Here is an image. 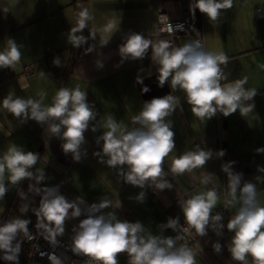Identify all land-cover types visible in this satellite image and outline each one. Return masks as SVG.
I'll return each instance as SVG.
<instances>
[{
	"label": "crops",
	"instance_id": "0c3cea01",
	"mask_svg": "<svg viewBox=\"0 0 264 264\" xmlns=\"http://www.w3.org/2000/svg\"><path fill=\"white\" fill-rule=\"evenodd\" d=\"M28 5L32 10L23 2L20 6L16 0H8L0 5V11L4 12V15H0V51L4 50L8 39H13L21 51L19 62L11 68L0 69V101L11 93L23 99H42V105L47 107L52 104L60 88L79 87L87 93V101L94 105L98 115L89 122V130L84 133L85 142L80 146V162L77 163L73 161L72 153H63V141L51 134L45 123L15 118L0 109V157L12 146L38 153L41 158L32 171L34 175H38L39 171L45 175L40 184H36L33 179L26 180L25 185V180L12 185L8 183L5 173V184L9 190L0 200V217L9 208L13 210L8 214L10 220L20 216L19 209L27 204L29 211L22 218L30 219V224H36L33 209L39 206L40 196L29 190V184L39 188L59 186V194L68 201L77 198L84 201L79 205L82 213L86 214L89 205L99 203L106 197L112 202V207L105 209V214L115 212L122 221H139L146 234L170 236L173 230H162L160 226L169 218L176 217H179L180 224L183 223L179 207L183 200L200 192L222 188L220 157L217 155L221 149L229 153V162H235L230 171L234 175L242 174L241 186L246 182L256 185L257 201L264 207V172L258 171V168H264V153L256 151L264 148V0H233V7L221 10L220 17L214 22L199 12L204 50L224 52L229 58L227 65L221 66L227 76V80L221 83L247 77L244 87L255 89L257 95L245 103H252L255 107L243 118L239 111L228 117L217 112L210 120L201 121L192 115L183 90L179 87L172 90L166 82L169 94L178 98L183 110L178 107L167 117L173 126L175 149L165 158L162 167L166 175L162 179L172 183L173 189L163 191L147 183L143 189L124 184L122 176L117 174L118 169L98 163L93 153L102 147V142L98 145L96 140L107 131L104 124L109 117L121 123L126 131L139 127L133 118L142 111L144 101L137 89V76L143 79L157 72L159 67L144 68L139 60H125L122 63L118 47L137 29H151L160 12L166 13L171 20L181 18V0H32ZM92 8L100 10L107 20L116 23L115 34L95 31L90 20L82 34L88 37L90 30L95 31L96 39H89L81 48H73L67 42V34L75 26L79 13L87 9L92 16ZM256 8L261 9L260 15L254 12ZM141 31L144 30L136 34ZM105 36H111V40L102 46ZM189 42H192L189 38H179L173 47H182ZM89 46L93 47V51L86 54L85 50ZM56 57L61 61L60 66L53 65ZM98 62L103 64L102 68L97 67ZM25 66H32L33 72L24 74ZM5 72L12 76L3 79ZM92 128L96 131L93 132ZM196 146L212 152L205 166L182 175L172 174L169 171L172 159L194 150ZM201 174H213L211 182L202 184ZM224 180L228 184L226 174ZM141 191L145 193L143 202L136 199ZM21 193L26 197L23 200L20 199ZM217 194L216 208L230 199L228 190L225 196L220 191ZM120 203L121 207L117 208L116 205ZM238 207L239 204L228 206L232 210ZM85 218L86 215H82L71 219L69 225L77 227ZM74 229L67 235L64 231L62 237H68L66 240L72 242L69 237H74ZM218 237L192 247L196 264H227L220 260L209 263L200 254L209 248L220 258L222 251L216 253L213 244L226 241L224 246L228 249L231 238ZM119 256L129 260L128 256ZM208 256L211 257L210 254ZM247 259L248 264H253L250 256Z\"/></svg>",
	"mask_w": 264,
	"mask_h": 264
},
{
	"label": "clouds",
	"instance_id": "9594fccd",
	"mask_svg": "<svg viewBox=\"0 0 264 264\" xmlns=\"http://www.w3.org/2000/svg\"><path fill=\"white\" fill-rule=\"evenodd\" d=\"M232 7L233 0H192L190 12L194 16L198 10L214 22L220 17L221 10ZM91 19L93 17L87 9L79 13L75 26L67 34V42L73 48H81L89 39H96L95 31L90 30L88 37L82 34ZM116 28V23L109 21L100 31L114 35ZM180 30H183V26H180ZM169 31H172L171 26ZM110 40L111 36H105L102 46H106ZM150 48L151 60L159 65L158 86L163 88L167 82L172 90L177 87L183 90L194 117L203 121L210 120L217 112L228 117L239 111L243 118L245 114L253 111L255 105L245 102L252 101L257 92L255 89L244 87L247 77L221 83L227 80L221 66L227 65L229 60L224 52H207L200 40L186 43L182 47H173L166 40L153 42L142 34L132 33L118 47L121 62L142 60ZM91 51L92 46L85 50L86 54ZM20 59V46L13 39H8L6 47L0 51V69L11 68ZM53 65H61L59 57L53 59ZM97 67L102 68L103 64L98 62ZM136 83L143 84L139 75ZM141 91L147 93L149 88L145 86ZM178 107L183 110L178 98L172 94L145 102L142 111L133 118V122L139 127L131 131H126L121 123L109 117L104 124L107 131L96 140L98 145L102 142L100 151L93 153L98 158V163L118 169L117 174L122 176L124 184L143 189L147 183L160 191L172 190V183L162 179L166 175L162 165L165 158L175 149L173 126L167 117ZM0 109L6 110L15 118L33 120L38 124L49 120L58 121L50 124L48 131L63 141V153H72L73 161L77 163L80 162V146L85 142L84 133L89 130V122L98 115L94 105L88 103L87 93L79 87L60 88L52 104L47 107L42 105V99H23L9 93L0 101ZM91 130L96 131L95 128ZM256 151L264 153V148ZM217 155L223 157L225 152L222 150ZM211 156L210 150L205 151L196 146L194 150L173 158L169 171L174 175H182L202 169ZM40 158L38 153L24 151L19 146L10 147L6 154L0 157V200L4 199L9 190L5 184V173L8 183L12 185L23 180L35 179L36 184L44 181L43 171L38 170V175H34L32 171ZM234 163L229 162L221 169L227 176L230 197L225 201V205L239 204L238 212L226 225L227 230L233 233L228 251L231 259L237 264H248L249 256L253 264H264V207L257 201L256 185L246 182L241 186L242 174L234 175L230 171ZM258 171L264 172V168H258ZM212 175L201 174V183L209 184ZM256 179L260 181L259 177ZM28 187L40 196L39 206L33 209L36 217V235L29 231L31 220L22 218L29 211L27 204L19 209L20 216L0 223V253H3L0 260L8 264H19V254L24 241L20 237L32 241L39 236L55 248L58 246L57 238L64 235L65 221L82 215H86V218L74 229L71 250L74 254L88 257L92 264H118L116 257L120 253L127 254L129 264H196V254L192 248L186 244L177 246V241L183 239V236L146 234L143 224L139 221H122L115 212L105 214L104 210L112 207V202L106 197L99 203L89 205L85 214L79 206L84 201L79 198L68 201L59 194V186L39 188L29 184ZM25 198L21 193L20 199ZM136 199L143 202L145 193L141 191ZM217 204L218 194L215 189L194 194L179 204L184 225H181L179 217H176L169 218L160 227L162 230L171 229L185 234L194 230L196 235L204 237L207 235L206 229L211 226L219 235L225 225L221 223V214H212ZM116 207L120 208L121 203ZM221 248L219 242L213 244L216 253H220ZM40 255H47L50 264H63L55 253L41 252Z\"/></svg>",
	"mask_w": 264,
	"mask_h": 264
},
{
	"label": "built area",
	"instance_id": "2783aa9c",
	"mask_svg": "<svg viewBox=\"0 0 264 264\" xmlns=\"http://www.w3.org/2000/svg\"><path fill=\"white\" fill-rule=\"evenodd\" d=\"M181 3L183 7V15L181 18L176 20H171L168 18L166 13L164 12L158 13L153 25L154 26L153 33H149L146 36L152 39H157L159 38V36H162V40H166L170 42L172 46L174 45V42L179 38H189L192 41L200 40L204 48V36H203L202 25L199 22V11L197 10L194 16L190 12V4L192 3V0H181ZM256 12L257 14L260 15L261 9L257 8ZM169 26H171L172 28L171 32L169 31ZM180 26H183L182 31L180 30ZM24 73L26 75L31 74V69L29 66L26 67ZM2 76L3 79H8L12 75L9 72H5L3 73ZM54 122L58 123V121L49 120L45 122V126L48 127L50 124ZM220 151H222V149ZM224 152L225 155L223 157H220L222 166L229 163V158H230L229 153L226 151ZM221 176L223 178L222 188L221 189L215 188V190L217 192L220 191L225 196L228 189H227V182L224 180L225 173L222 170H221ZM11 210L12 208L10 209V211ZM238 210L239 207L237 209L232 210L229 209L228 206H226L225 204H223L222 206L216 209H213L212 214L213 215H215L216 213L221 214L223 217L221 223L225 225L223 231L220 232L219 236L225 239L232 238L233 233L227 230L226 225L230 220V218L234 216L238 212ZM2 217H0V222ZM181 225H184V222ZM28 227H29V231L33 235H36L35 224H29ZM206 232L207 235H205L204 237H199L198 235H196L194 230H192L190 234H185L182 231H172V234L170 236L175 237L177 235H181L184 238L177 241V246L186 244L188 247L194 248V246L201 243L204 238L210 237L211 235H218L217 230L211 226L208 229H206ZM20 239H23L24 241L22 242L21 252L19 254V264H50L47 255L41 257L40 255L41 252L55 253L59 258H61L63 264H92V262L89 260L88 257L74 254L71 250L72 242L67 241L62 237L57 238L58 246L55 248L50 246L47 241L40 238L39 236H37V238L32 241H28L26 238L23 237H20ZM0 255H3V253H0ZM0 264H8V262L0 260Z\"/></svg>",
	"mask_w": 264,
	"mask_h": 264
},
{
	"label": "trees",
	"instance_id": "16d2710c",
	"mask_svg": "<svg viewBox=\"0 0 264 264\" xmlns=\"http://www.w3.org/2000/svg\"><path fill=\"white\" fill-rule=\"evenodd\" d=\"M139 61H140V63L142 64V66L144 68H152L155 65H157L155 62H153L151 60V48L148 50V53L145 56V58L142 59V60H139ZM26 67L27 66L24 67V71L23 72H25ZM30 69H31V73H32L33 72L32 66L30 67ZM25 182H26V180L24 181L23 185H25ZM8 220H10V218L7 216V213H5L4 216L1 218V222L0 223L7 222ZM213 238H220V237H218V235H211L210 237L204 238L202 241L203 242H205L206 240H209L210 241ZM219 242L221 243V246H222V248H221L222 254H221L220 258H218L219 256H216L215 254H213L209 248L207 250H203L202 253H200L201 256L203 258H206L209 263H213V262H215L217 260H220L223 263L226 262L227 264H237V262H235V261H233L231 259L230 252L224 246L226 241H219ZM196 246H194V247H196ZM121 254H122V256L127 257V254L126 253H120L119 255H121ZM208 254H210L211 257H209ZM119 255H117V257H116L117 258V261H118V264H129V260L127 261L126 259H123V257H121ZM201 260H202V258H201Z\"/></svg>",
	"mask_w": 264,
	"mask_h": 264
},
{
	"label": "rangeland",
	"instance_id": "374dc122",
	"mask_svg": "<svg viewBox=\"0 0 264 264\" xmlns=\"http://www.w3.org/2000/svg\"><path fill=\"white\" fill-rule=\"evenodd\" d=\"M6 3V2H8V0H0V5H1V3ZM22 2L23 3H25L26 4V6H28V8H31L28 4H31L32 3V0H16V3H18V4H20V6L22 5ZM28 3V4H27ZM94 9V10H93ZM257 9V8H256ZM256 9L254 10V12H256ZM29 10H32V8L31 9H29ZM25 12V11H24ZM92 17H93V19H91L92 20V23L94 24V30L95 31H100V29H102L108 22H109V20H107L106 19V17L101 13V11L100 10H97L96 8H92ZM257 13V12H256ZM0 15L2 16V15H4V12L3 11H0ZM97 19L99 20V21H101V23H99V21H97ZM99 24H98V23ZM154 25V24H153ZM98 26H99V28H98ZM139 30H144V31H141V33H139V34H142L145 38H148V39H150V40H155V39H152V38H150V37H147L146 35L147 34H149V33H153V30H154V26H152L151 27V29H149V30H145V29H137V31H136V33L139 31ZM158 39H160V40H162V36H159V38H157V40ZM177 41V40H176ZM176 41L174 42V45H175V43H176ZM173 45V46H174ZM205 47V46H204ZM33 69V68H32ZM25 74V73H24ZM9 79V78H8ZM220 166H222L221 165V160H220ZM10 211V209H8V212ZM7 212V215L11 212H9L8 213ZM65 223H67L68 225H64V227H65V235H67V234H70V231L72 230V228H76L75 226H71V225H69L70 223H71V219L70 220H66L65 221ZM62 238H65V239H67L68 237H62ZM70 239H72L73 237H69Z\"/></svg>",
	"mask_w": 264,
	"mask_h": 264
},
{
	"label": "water",
	"instance_id": "95a60500",
	"mask_svg": "<svg viewBox=\"0 0 264 264\" xmlns=\"http://www.w3.org/2000/svg\"><path fill=\"white\" fill-rule=\"evenodd\" d=\"M157 77H158V71L143 78V84L136 83L137 89L141 94L144 103L150 102L154 98H163L164 96L169 95L170 89L167 83H165L163 88H160L158 86ZM145 86L149 88V91L147 93H142L141 90ZM12 212L13 210H11V213Z\"/></svg>",
	"mask_w": 264,
	"mask_h": 264
}]
</instances>
